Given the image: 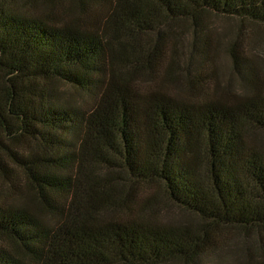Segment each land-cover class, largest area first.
<instances>
[{
  "label": "rangeland",
  "instance_id": "1",
  "mask_svg": "<svg viewBox=\"0 0 264 264\" xmlns=\"http://www.w3.org/2000/svg\"><path fill=\"white\" fill-rule=\"evenodd\" d=\"M110 3L0 0V18L27 22L14 45L16 52L29 51L21 56L24 71H12L23 91L20 106L60 117L52 134L54 148L10 145L30 171L11 158L3 160L0 264H49L65 244L83 252L90 264H125V249L117 246L129 237L142 248L134 249L136 254L151 256L196 235L200 219L172 203L156 179L142 176L167 165L183 186L206 190L210 179L203 133L196 128L176 137L173 157L164 158L165 133L145 86L124 82L118 75L119 53L91 29ZM240 23L205 14L199 24L160 38L158 64L151 60L150 65L187 85L218 84L221 94L216 96L222 101L224 94H231L235 104L247 96L264 99V29L248 23L251 38L250 32L248 38L241 33L237 43ZM2 75L0 70V106ZM238 136V145L264 144V133L243 128ZM154 201L161 211L150 210ZM240 237H248L258 258L264 256L263 232L242 231ZM209 238L206 249L188 259L134 264H254L233 247H223L219 234ZM150 245L157 249H146Z\"/></svg>",
  "mask_w": 264,
  "mask_h": 264
},
{
  "label": "trees",
  "instance_id": "2",
  "mask_svg": "<svg viewBox=\"0 0 264 264\" xmlns=\"http://www.w3.org/2000/svg\"><path fill=\"white\" fill-rule=\"evenodd\" d=\"M205 14L239 20L237 43L240 36L244 37L241 33L245 32L248 38L250 32L251 38L248 23L264 29V0H111L99 25L91 28L101 32L119 53L118 75L124 82L145 86L155 117L165 133L164 158L173 157L175 139L196 128L203 133L207 153L210 186L206 190L183 186L167 165L158 173L142 176L156 179L172 203L200 219L195 237L184 245L167 247L166 253L154 252L151 256L136 254L134 249L142 248L129 237L117 246L125 249L122 253L125 264L159 261L165 257L188 259L200 249H206L211 242L209 236L214 233L219 234L223 247H233L254 264H264V256H256L248 237H240L242 231L256 229L264 233V144L252 140L238 145V131L243 128L254 135L264 133V99L256 95L251 100L247 96L235 104L231 94H224L222 101L216 96L221 91L218 84L187 85L150 65L151 60L158 64L160 38L175 36L179 28L188 24H199ZM26 23L20 18H0V70L5 88L0 106V169L4 167L3 160L11 158L30 171L10 145L17 149L21 146L50 149L56 145L52 134L60 117L25 111L18 102L23 91L15 74L24 71L20 61L29 51L16 52L14 45ZM252 91L256 94L259 89L255 86ZM153 206L150 210L154 213L161 211L159 202L154 201ZM74 249L62 245L49 264H90L83 252ZM146 249L157 247L150 245Z\"/></svg>",
  "mask_w": 264,
  "mask_h": 264
}]
</instances>
